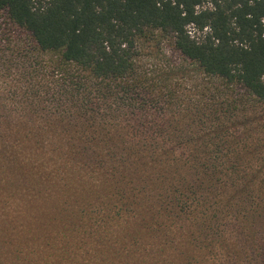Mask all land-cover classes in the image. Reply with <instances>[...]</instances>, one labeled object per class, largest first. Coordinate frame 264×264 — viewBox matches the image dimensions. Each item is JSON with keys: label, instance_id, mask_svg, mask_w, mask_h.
<instances>
[{"label": "trees", "instance_id": "obj_1", "mask_svg": "<svg viewBox=\"0 0 264 264\" xmlns=\"http://www.w3.org/2000/svg\"><path fill=\"white\" fill-rule=\"evenodd\" d=\"M204 3L0 0V264H264V0Z\"/></svg>", "mask_w": 264, "mask_h": 264}, {"label": "rangeland", "instance_id": "obj_2", "mask_svg": "<svg viewBox=\"0 0 264 264\" xmlns=\"http://www.w3.org/2000/svg\"><path fill=\"white\" fill-rule=\"evenodd\" d=\"M210 0H206L204 3V8L210 6L208 3ZM25 39L23 33L20 32L19 28L14 26L10 21L6 14H0V46L7 45L9 42L11 43H21ZM4 40V41H3ZM158 54L157 51L153 52L152 55H147V57L152 56L146 62L145 68L147 70H159L160 68H196L190 65L188 62H185L183 58H180L177 54L172 55V49L170 47L160 48ZM2 51V49H0ZM161 54V55H159ZM156 55V56H155ZM48 59V58H47ZM13 66V65H11ZM11 66H5V60L3 55L0 53V89L5 86L10 87L20 83V79L17 75L16 69L11 70ZM162 66V67H160ZM191 76H180L179 80H190ZM0 103L2 101H6V96L1 92Z\"/></svg>", "mask_w": 264, "mask_h": 264}]
</instances>
